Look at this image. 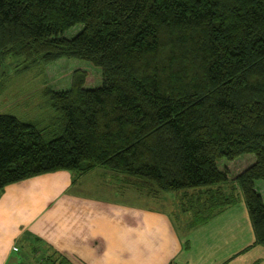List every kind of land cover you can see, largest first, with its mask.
<instances>
[{
  "label": "trees",
  "instance_id": "obj_1",
  "mask_svg": "<svg viewBox=\"0 0 264 264\" xmlns=\"http://www.w3.org/2000/svg\"><path fill=\"white\" fill-rule=\"evenodd\" d=\"M9 56L85 60L102 83L77 69L70 88L47 87L42 127L0 113V192L102 167L150 196L182 192L195 225L244 200L264 246V0H0V77ZM246 154L236 175L221 166Z\"/></svg>",
  "mask_w": 264,
  "mask_h": 264
},
{
  "label": "crops",
  "instance_id": "obj_2",
  "mask_svg": "<svg viewBox=\"0 0 264 264\" xmlns=\"http://www.w3.org/2000/svg\"><path fill=\"white\" fill-rule=\"evenodd\" d=\"M71 173L60 169L3 188L0 264H264L244 200L199 225L178 213L179 224L160 207L166 192L139 189L128 199L135 189L109 169ZM92 178L98 186L87 192L82 186Z\"/></svg>",
  "mask_w": 264,
  "mask_h": 264
},
{
  "label": "rangeland",
  "instance_id": "obj_3",
  "mask_svg": "<svg viewBox=\"0 0 264 264\" xmlns=\"http://www.w3.org/2000/svg\"><path fill=\"white\" fill-rule=\"evenodd\" d=\"M81 27V25H77L70 29L66 35L72 37L80 31ZM77 69L87 70V87H97L101 85V69L85 60L65 57L48 65L37 63L26 67L23 58L13 56L7 57L3 66L4 75L2 74L0 77V113L15 115L23 121L36 123L39 127L47 125L50 123V118H52L55 112L52 109L48 97L44 94L46 88L50 87L56 90L70 88L73 73ZM254 159V154H246L232 162L224 159L221 161V166L230 168L233 175H236L250 166ZM64 170L70 171V173L73 172L68 169ZM74 173L75 172L71 174ZM107 176L111 178V176ZM99 178L106 177L105 175H101ZM95 180L97 179H89L82 188L86 189L87 192L89 189L93 190V187L98 186ZM257 184L264 197V181L259 180ZM131 187L135 190H127L128 199H131L132 194L139 190L136 186ZM141 191L144 192L143 189ZM181 193L182 192L176 191L166 192L164 195L165 199L162 201L163 204L160 205V207L173 213L175 222L179 224L181 223L182 217L191 215L189 212H183L181 209V200L179 198ZM132 200L134 201V199ZM178 213L182 216L180 220L178 218Z\"/></svg>",
  "mask_w": 264,
  "mask_h": 264
}]
</instances>
